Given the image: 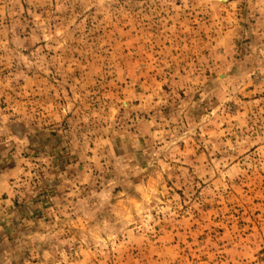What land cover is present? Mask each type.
I'll list each match as a JSON object with an SVG mask.
<instances>
[{
    "label": "rangeland",
    "instance_id": "1",
    "mask_svg": "<svg viewBox=\"0 0 264 264\" xmlns=\"http://www.w3.org/2000/svg\"><path fill=\"white\" fill-rule=\"evenodd\" d=\"M0 264H264V0H0Z\"/></svg>",
    "mask_w": 264,
    "mask_h": 264
}]
</instances>
